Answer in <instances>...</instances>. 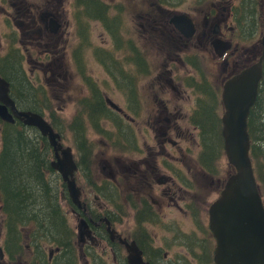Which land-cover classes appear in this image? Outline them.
<instances>
[{
  "label": "flooded vegetation",
  "instance_id": "1",
  "mask_svg": "<svg viewBox=\"0 0 264 264\" xmlns=\"http://www.w3.org/2000/svg\"><path fill=\"white\" fill-rule=\"evenodd\" d=\"M84 1L75 0V7L80 8L76 18L84 47L90 46L91 38L82 18L103 22L111 33L108 34L113 49L95 48L105 58H112L110 63L103 62L105 70L114 77V89L125 94V101L129 100L126 93H130L131 100L124 104L114 101L105 94L100 82L80 69L89 97L83 99L82 107L80 102L86 94L79 97L77 111L67 120L66 131L70 144L68 137L76 140L79 148L81 137L84 150L89 151L85 155L89 165L85 168L84 160L74 156L78 166L74 177L81 189V205L73 201L62 175L52 166L55 151L44 136L52 147L47 156L50 169L45 176L51 187L60 189L61 211L56 215L63 217L64 230L56 235L49 229L44 231L48 234H37V229L22 226L20 241L16 240L19 248L15 247L13 256L8 241L9 196L1 190L0 168V236L4 238V243L0 241L4 252L0 264H217V239L211 229L210 209L235 172L225 149L222 92L230 77L259 61L264 54V0H196L192 10L182 11L168 6L184 0H145L151 10L138 14L139 24L149 31L150 40L162 56L157 59L155 69L156 62L150 61L149 53L130 38L134 59L145 69L143 79L137 75V66L128 68L126 61L119 58L130 42L122 37L119 40L107 23L115 21L114 28L121 33L126 31L125 10L111 6L108 0H97L103 9L92 14L82 5ZM66 2L0 0V157L11 125L35 128L15 116L11 100L17 110L42 114L61 134L63 145L71 146L64 141L62 131L52 124L55 110L48 111L49 119L45 113L28 108L47 110L38 102V79L61 86L68 76H74L61 54L71 24ZM181 14L192 19L190 35L186 20L174 18ZM121 16L124 23L120 22ZM241 41L246 42L243 52L248 54L243 62L237 57ZM262 66L260 84L264 86V58ZM121 67L131 72L133 86L126 84L128 79L120 80ZM192 95L196 103L188 109L184 102L189 104ZM97 96L111 115L91 120L84 109L97 104ZM198 102L202 107H198ZM261 107L264 108V96ZM98 108L96 115L100 114ZM6 112L14 114V123L5 118ZM96 119H101L99 125ZM78 125L84 129L82 136L76 132ZM112 132L117 142V167L108 170L106 160L101 158L100 169L94 173L90 165L95 148L105 142L95 143L89 138L93 134L107 140ZM29 136L35 138L36 134ZM40 142L44 144L42 137ZM30 215L38 216L36 212ZM31 233L33 237L27 243Z\"/></svg>",
  "mask_w": 264,
  "mask_h": 264
},
{
  "label": "water",
  "instance_id": "2",
  "mask_svg": "<svg viewBox=\"0 0 264 264\" xmlns=\"http://www.w3.org/2000/svg\"><path fill=\"white\" fill-rule=\"evenodd\" d=\"M175 19H185L189 35L193 31L190 17L181 14ZM246 67L230 77L224 84L222 99L223 135L229 162L235 172L229 177L221 195L210 209L211 229L217 239L215 258L217 264H264V197L260 190L253 161L250 155L251 138L248 130V118L259 92L262 78V60ZM6 82L5 90L8 91ZM114 108H119L110 101ZM15 116L26 125L35 127L46 136L55 151L52 166L58 170L66 182L73 201L81 205V189L74 177L78 166L71 146H64L61 134L57 132L40 113L17 110L14 101H10ZM0 109V114H1ZM13 113L5 118L11 122L16 119ZM80 234L83 228L80 227ZM4 252L0 246V259Z\"/></svg>",
  "mask_w": 264,
  "mask_h": 264
},
{
  "label": "rangeland",
  "instance_id": "3",
  "mask_svg": "<svg viewBox=\"0 0 264 264\" xmlns=\"http://www.w3.org/2000/svg\"><path fill=\"white\" fill-rule=\"evenodd\" d=\"M85 7L88 8L89 13L94 14V11H98L99 13L102 11V5L97 0H85ZM175 2V0H173ZM185 2H181L179 4L170 5L169 8L176 9V10H192L193 4L196 0H184ZM110 2L111 6L117 5L120 6L123 10H125V13L123 15V18L126 23V31H121L119 28H114V22L107 21V23L111 26L114 34L116 37L121 40V37L125 40H128L130 44L126 45V50L124 52L119 53V58L121 60L126 61V65L128 68H132L133 66H137V75H139L140 79L144 78L145 69L137 65L136 59H134V50L131 45V40H135L138 44V46L143 50L147 51L149 53V59L151 62L155 63V69L157 68V59L161 58V54L159 53L158 46L150 40L149 37V31H146L143 29L139 22L140 19L138 18V14H144L145 12H149L151 9L148 7V3L145 2V0H108ZM120 2H123L124 4H121ZM5 7L8 4H4ZM68 8V16H69V22L71 24H68V30L66 32L67 39L65 42L62 43L63 47L61 49V54L63 56L64 63L66 64L68 70L74 74V76L70 77L68 76L67 79L59 85L55 84H47L46 82L42 81L41 79H38V90L40 91L38 94V102L41 107H49V109L52 107L55 110L54 119L58 123H66L69 125V121L73 118L77 111V104L79 101V97L83 96L87 92V85L85 83L84 77L79 73L80 69L84 73L86 72L90 76H92L94 79H96L102 86H104L105 94L109 95L114 101L120 102L121 104L126 103V101L131 100V94L126 93L129 100L127 99L125 101V94H123L121 91L114 89L113 87V80L114 77H110L109 74L105 70V64L103 62H108L112 60V58H105L100 54L95 47H103L107 50L113 49V42L111 40V37L109 34H111L103 22L96 21V20H84L82 18L81 23H84V26L90 30V46L84 47V43L82 41V38L80 36V32L77 26L78 18H76L77 12L80 10V8L75 7V0H67L66 5ZM66 17V19L68 18ZM111 16L112 13H111ZM121 23H124L122 16H121ZM119 26V23H118ZM109 33V34H108ZM247 46L246 42L241 41L240 43V52L237 54V57L239 56L241 58V61H245L248 57V54L243 52V47ZM160 47V46H159ZM239 50V49H238ZM101 53L102 50H99ZM138 51V49H137ZM107 52V51H104ZM108 54H111L112 52H107ZM105 56H107L105 54ZM80 60V64L79 61ZM161 61V60H159ZM106 62V63H107ZM28 66V65H27ZM29 68V66H28ZM190 68V67H189ZM141 71H140V70ZM131 72L128 69H124L121 67V72H118V75H120V80L128 79L129 81H125L128 86H133L130 82V74ZM88 75V76H89ZM118 80V79H117ZM218 80H220V77L218 76ZM188 92H190L188 90ZM37 93V92H36ZM191 93V92H190ZM89 97L87 94L82 97V100L80 102V106H83V99ZM186 104V107L192 108L191 105L195 104V97L192 95V99L189 101V104L184 102ZM208 103H211V100L208 101ZM24 104V103H23ZM44 105V106H43ZM218 106V104H217ZM198 107H202V105L198 102ZM49 109L45 111V115L49 118ZM218 112V109H217ZM221 114V111H220ZM61 118V119H59ZM50 119V118H49ZM65 121H63V120ZM92 132V131H91ZM64 141L71 145L74 149V156H77V159H83V167H87L89 165L88 161L86 160V156L89 154V151H85L83 149L80 150L77 146L76 140H74L72 137H68L71 139V144L67 140V131L64 130L62 132ZM93 134H95L93 132ZM91 134L92 137L89 139L92 142H99L102 143L105 142L102 147H96L94 152V158L93 162L90 166H92V171L94 173H97L100 169L98 165V161L103 158L106 160V165L108 167V170L116 169V155L117 150L116 146H111L112 144L110 141L103 139L101 136L97 135L94 136ZM70 136L71 133H69ZM219 137V135L214 136L213 138ZM141 143V142H140ZM221 143V142H220ZM220 143H218V147H220ZM214 144L216 145V140L214 141ZM112 151H111V150ZM221 149V148H220ZM116 150V152H115ZM61 178V177H60ZM63 179V178H62ZM57 179L56 181H58ZM113 181V177L110 179ZM60 182V181H59ZM58 182V183H59ZM57 183V185H59ZM63 188V187H62ZM0 241L4 243L3 236H0Z\"/></svg>",
  "mask_w": 264,
  "mask_h": 264
},
{
  "label": "trees",
  "instance_id": "4",
  "mask_svg": "<svg viewBox=\"0 0 264 264\" xmlns=\"http://www.w3.org/2000/svg\"><path fill=\"white\" fill-rule=\"evenodd\" d=\"M85 2L82 5L85 6ZM108 19V17H107ZM264 96V86L262 83L259 86L257 100L251 108L248 118V130L251 138L250 155L253 161L255 175L264 195V108L261 107V102ZM98 103L91 105V109H84L88 113L91 120L95 118L109 117L111 112L100 97L97 96ZM209 101V100H208ZM207 101V102H208ZM96 107H99V115H96ZM29 109L38 110L45 113L42 108L36 109L28 106ZM49 109V107H47ZM49 111H54L51 107ZM101 119H96L95 123L99 125ZM80 122L82 120H79ZM52 124L60 131L67 130V124L62 126L52 119ZM95 126L97 127V125ZM76 128V126H75ZM9 135L5 136L6 145L4 152L0 157V168L3 176L1 190L9 196L6 210L9 212L10 218V233L9 242L11 247V255L19 246L17 239L22 236L20 228L26 226L27 229H37V234L47 233L45 229L52 231V235H56L59 231L64 230L63 217H59L56 213H60L58 204V196L60 189L50 185L46 179L47 168L50 164L47 156L51 153L50 146L46 137L42 136L38 129H24L18 126L11 125ZM76 132L82 136L84 129L78 125ZM29 133H35V138H31ZM115 133L109 134L108 141L112 146H116ZM42 137L44 144L40 142ZM82 138H79V149L83 150ZM115 148V147H114ZM7 183V184H6ZM49 183V184H48ZM63 187L65 188L64 184ZM30 212H36L38 216L30 215ZM25 214V215H24ZM35 214V213H34ZM33 237L31 233L27 239ZM8 246V243L7 245Z\"/></svg>",
  "mask_w": 264,
  "mask_h": 264
},
{
  "label": "bare ground",
  "instance_id": "5",
  "mask_svg": "<svg viewBox=\"0 0 264 264\" xmlns=\"http://www.w3.org/2000/svg\"><path fill=\"white\" fill-rule=\"evenodd\" d=\"M37 129V128H36Z\"/></svg>",
  "mask_w": 264,
  "mask_h": 264
}]
</instances>
